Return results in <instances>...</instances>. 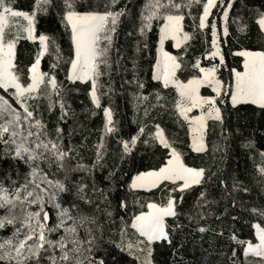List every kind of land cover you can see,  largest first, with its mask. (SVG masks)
Segmentation results:
<instances>
[{"label":"trees","instance_id":"trees-1","mask_svg":"<svg viewBox=\"0 0 264 264\" xmlns=\"http://www.w3.org/2000/svg\"><path fill=\"white\" fill-rule=\"evenodd\" d=\"M206 1L175 0L181 8L160 9L151 27L141 32L151 0H118L116 3L75 0L78 12L123 10L124 13L113 34L108 66L100 65L103 75L98 79L100 106L97 107L91 97V82L69 79L75 48L71 27L65 19L69 10L67 0H50L48 5H42L45 11H38L37 0H13L14 10L36 13L35 35L50 38L48 51L41 57L40 71L56 77L58 91L42 86L39 96L30 101V110L46 125L48 138L56 139V130L62 129L60 142L63 150L69 152L67 173L55 163L39 165L49 179L63 182L68 189L57 195V203L69 209L73 216L82 214L96 218V225H85L77 230L78 239L84 242L78 256L82 262L88 261L85 264H98L100 260L104 264H142L149 248L152 264H251V260H257L246 256V243L238 241L257 243L254 225L264 227V215H261L264 212V173L260 171L264 168V107L250 102L233 105L229 95L232 70L243 69V57L236 52H264V33L258 23L264 13V0H218L217 6L211 9L206 23L216 25L223 62L209 56L211 27H198ZM161 2L167 4L168 0ZM226 10L227 35H222L221 16ZM168 14L183 15L182 29L189 34V39L179 47H174L171 39L164 44L165 50L181 65L176 77L185 82L200 76V68L215 65L218 79L229 89L216 101L222 120L209 119L206 123L202 152L190 147L189 124L176 108L177 91L172 86L164 87L152 75L160 27ZM13 32L14 28L8 35ZM39 51L40 42L26 39L24 34L17 41L15 64L24 81H29V69ZM197 61L199 68L194 67ZM201 95L211 97L213 92L203 86ZM107 108L113 114L111 132L106 131ZM157 126L181 153L185 166L204 170L200 185L183 192L167 181L151 189L130 187L135 175L158 170L170 158V148H165L155 138ZM133 138H136L135 145L131 143ZM125 142L129 151L125 150ZM33 166L14 158V152L7 151V146L0 143V184L4 187L14 190L24 184L26 178H31ZM82 184L87 186L85 191L92 203L78 197L77 188ZM55 191L54 188L49 190ZM170 198L175 199L177 212L175 217L166 218L171 243L156 241L149 245L131 227L133 220L147 211L148 203L164 207ZM122 202L126 207L121 206ZM25 210L29 211L27 204H17L11 213L0 209V218L9 215L17 218L16 224L0 229V237L13 235ZM46 211L48 226L54 227L59 223V210L47 203ZM67 223L71 225L73 221ZM87 227L93 229L91 234L86 232ZM200 228L206 230L201 232ZM64 235L61 228L48 238L58 240ZM92 236L95 242L87 243ZM129 244L133 246L131 250ZM72 247L69 243L68 248ZM57 250L49 252L57 256ZM45 254L40 264H47ZM0 264L6 262L0 261Z\"/></svg>","mask_w":264,"mask_h":264},{"label":"snow or ice","instance_id":"snow-or-ice-1","mask_svg":"<svg viewBox=\"0 0 264 264\" xmlns=\"http://www.w3.org/2000/svg\"><path fill=\"white\" fill-rule=\"evenodd\" d=\"M113 3L118 0H112ZM218 0H207L203 7V15L200 18L198 27L203 29L211 27L212 30V45L216 51L211 53V57L215 58L220 56L223 62V56L220 55L217 46V32L216 25H208L206 23L211 14V9L217 6ZM13 0H0V89L8 92L12 89L11 95L20 104L22 111L13 107L12 104L4 97L0 96V143L7 146V151L14 152V158L23 160L31 167L30 179L26 178L25 183L10 190L0 184V209H7L9 213L17 206V204L37 205L38 211L25 210V215L20 221V227L16 228L13 237L5 239L0 242V261L6 264H40L43 259V254L48 253L50 250L55 252L59 249V257L49 255L48 259L50 264H83L79 259L78 254L81 253V245L84 243L77 237L78 227L85 225H96L97 221L94 216L78 215L73 216L71 211L62 208L57 203L56 197L61 192H66L68 189L65 184L59 180L53 181L48 178L47 173L39 167L41 162H46L51 166L56 164L57 168L64 170L67 173L70 169L67 166L66 160L69 157V152L63 150L60 142V133L62 129L56 130V139L48 138L46 125L38 118L34 117L33 111L29 110L28 100L36 99L42 86L47 89L49 86L52 90L58 91L56 77L49 76L47 73L41 72L40 58L48 51L49 37L46 35H35L36 13L31 14L14 10L11 6ZM50 0H37L38 11H45L46 8L42 5H48ZM68 11L66 13L67 24L71 27L72 39L75 43V59L71 61V75L69 79L76 81H91V97L97 107L100 106V99L97 95L98 92V79L103 73L100 71V65L108 66V53L112 45L113 34L116 32L119 18L124 14L123 10L120 11H105L104 13L98 12H78L75 10V0H67ZM173 7L176 9L181 8L179 3L175 0H168L167 4L161 0H151L148 5V14L145 17V25L141 28V32H145L151 27L153 19L160 15V9ZM231 7V4L228 5ZM224 19L227 20L228 12L223 13ZM166 23L160 29V59L157 61L156 75L154 79L163 80L164 87L169 84H174L179 90L181 101L177 103L180 115L185 120L189 121L191 131L193 133L191 147L196 152L204 151V132L208 119L222 120L221 110L216 106V98L214 97H201L199 89L201 86L207 84L213 87L217 97L221 95L223 88L222 82L216 78V67L200 68L204 74L202 78H194L187 82L181 83L175 78L176 71L181 67L177 63V58L163 51V44L165 39L170 36L176 39L177 33L182 32L181 22L184 20L183 15L168 14L164 16ZM24 21L21 23L20 21ZM259 25L264 28V13L258 21ZM15 32L8 35L11 29ZM8 30V32H6ZM244 31V28L240 29ZM29 40L39 39L42 46L35 59V62L29 69V81L27 84L21 83V76L18 74L17 65L15 64V48L17 41L21 35ZM224 34L227 35V27L224 29ZM7 37V38H6ZM184 40L189 39L188 33H183ZM103 45V46H102ZM176 46H180V41L177 39ZM240 55L244 56V71L235 73V91L231 95V103L236 105L238 103L258 104L264 107V52H241ZM55 67V65H53ZM194 67L199 68V61ZM143 87L142 84L139 85ZM110 90V89H109ZM187 101L190 107L184 106V101ZM205 105L207 108L205 109ZM61 109L64 104L61 103ZM192 108H199L200 115L194 116L189 120L188 112ZM111 109H105V116L107 118L106 131L111 132L112 120ZM143 131V130H141ZM7 135V139L5 136ZM155 138L165 148L171 149V159L167 164L160 168L158 171H151L141 173L135 177L131 184L132 189L137 188H155L164 181L177 182L182 181L179 190L183 192L190 189L194 185H200L204 179L203 169H194L184 165L181 153L172 147V144L165 137L163 130L157 126ZM135 145L136 138L131 141ZM125 150L129 151L128 143L125 142ZM99 159V157H98ZM83 168V165H78ZM89 171H91L89 169ZM260 171L264 173V168ZM15 184V181H13ZM48 187H42V185ZM86 185H80L77 188L78 197L85 203H92L88 198L85 191ZM49 188H54L55 192H49ZM203 196V193L201 194ZM45 197L47 203L59 210V223L54 227L48 226L49 214L45 209ZM175 199L170 198L167 205L160 207L156 204H149L150 211L141 213L135 216L131 225L136 229L140 236L144 237L150 245L156 241H168L169 232L167 231L166 218L175 217ZM122 207L126 204L122 202ZM75 207V205H74ZM253 211H257L253 209ZM110 216L111 213H108ZM264 215V212L261 213ZM73 223L67 227V221ZM17 223L15 216H4L0 218V229L6 225H14ZM99 227V225H97ZM63 228L65 235L58 240L49 239V234ZM258 243L252 244L251 242L238 241L239 243H246L245 255L252 254L257 257L264 258V227L259 224L256 225ZM26 230V231H25ZM86 232L91 234L93 229L87 227ZM206 229L200 228L199 231L203 232ZM21 235L23 238L21 239ZM235 239V237H233ZM32 241V243H29ZM95 237L92 236L87 243L93 244ZM144 241H141L143 243ZM71 243L73 247L68 248ZM133 246L128 245L131 250ZM151 248L148 249V255L151 256ZM98 264H104L103 260L98 261ZM145 264H151L148 260Z\"/></svg>","mask_w":264,"mask_h":264},{"label":"rangeland","instance_id":"rangeland-1","mask_svg":"<svg viewBox=\"0 0 264 264\" xmlns=\"http://www.w3.org/2000/svg\"><path fill=\"white\" fill-rule=\"evenodd\" d=\"M206 3H207V1H206ZM227 11V10H226ZM81 13H83V12H81ZM99 13V12H98ZM29 14H31V13H29ZM202 15H203V13H202ZM202 15H201V17H202ZM261 18V16L259 17V19ZM259 19H258V21H259ZM21 23H24V21H20ZM166 23V20L164 19V22H163V24L161 25V27H160V29L164 26V24ZM225 27H226V20L224 19V16L222 15L221 16V34L222 35H225L224 34V29H225ZM261 27V26H260ZM261 29H262V31H263V33H264V28H262L261 27ZM14 32H15V29H14ZM13 32V33H14ZM216 32H217V30H216ZM183 33H186V32H184V30L182 29V32H180V33H177V36H176V39H173L171 36L169 37V38H167V39H171L172 40V43H173V45H174V47H177L176 46V43H177V39L180 41V46L186 41V40H184V37H183ZM160 35H161V32H160V34H159V40H158V43H157V49H156V62H155V64H154V66H153V71H152V75H153V78L155 77V75H156V68H155V65H156V63H157V61L160 59V55H161V53H160V49H161V45H160ZM167 39H165V41L167 40ZM37 41H39V39L37 38L36 39ZM35 40V41H36ZM212 40H213V36H212ZM216 40H217V46H218V48H219V52H220V55H221V49H220V46H219V42H218V32H217V36H216ZM165 41H164V44H165ZM73 43H74V41H73ZM164 44H163V51L164 52H167L166 50H165V48H164ZM211 44H212V42H211ZM74 48H75V43H74ZM40 51H42V46H41V44H40ZM39 51V52H40ZM214 51H216V49L213 47V45H212V51H211V53L212 52H214ZM245 51H248V52H262V51H249V50H240V51H237L236 52V54H239V53H241V52H245ZM167 53H169V52H167ZM211 53H209V56H211ZM170 55H172V56H174L173 54H171V53H169ZM240 55V54H239ZM242 56V55H241ZM219 60H220V56L218 55V56H216ZM243 57V69H242V71H237V70H232V78H231V86H230V95H229V101H230V103H231V95L234 93V91H235V73L236 72H243L244 71V62H245V57L244 56H242ZM74 59H75V56H74ZM40 60H41V58H40ZM177 63H178V60H177ZM40 64H41V62H40ZM211 67H215V65H213V66H209V67H206V68H211ZM40 70V69H39ZM71 71H72V69L70 68V75H71ZM177 72V71H176ZM217 72V71H216ZM20 76H21V83L22 84H27L28 82H30V81H24L23 80V77H22V74H19ZM203 73L200 71V76H198V77H192V78H190V79H188L187 81H185V82H183V81H180L176 76H175V78L177 79V80H179L181 83H184V84H187V82L189 81V80H191V79H194V78H202L203 77ZM216 75V78L218 79V76H217V73L215 74ZM219 80V79H218ZM88 81H90V80H88ZM162 84H163V80H159ZM221 81V80H220ZM91 82V81H90ZM222 82V81H221ZM164 85V84H163ZM222 85H223V88H222V91H221V95L219 96V97H217V95H216V92L214 91V89H213V87H210V86H208L207 84H205V85H203V86H206V87H208L212 92H213V96H211V97H214V98H216V101H217V99H219V98H221V96H222V93H225L227 90H229L228 89V87H225L224 86V84L222 83ZM169 86H172L176 91H177V93H178V95H179V100H178V102L179 101H181V97H180V94H179V90L175 87V85L174 84H169ZM203 86H201L200 87V89H199V95L201 96V97H210V96H202L201 95V88L203 87ZM13 90L12 89H9L8 90V92H4V90L3 89H0V96H4L11 104H12V106L13 107H15V108H17L18 110H21L22 111V108H21V106H20V104L16 101V99L11 95V92H12ZM30 101L31 100H28L27 101V103H28V105H29V110H30ZM177 102V103H178ZM251 103V102H250ZM232 104V103H231ZM255 105H257V106H260V105H258V104H255ZM184 106L185 107H190V105L188 104V102L185 100L184 101ZM216 106H217V103H216ZM218 107V106H217ZM176 108H177V104H176ZM207 108V105H205V109ZM108 109V108H107ZM177 111H178V113L180 114V112H179V109L177 108ZM198 115H200V109L199 108H192V110L190 111V112H188V117H189V120L192 118V117H194V116H198ZM183 119H184V117L183 116H181ZM211 119V118H210ZM185 120V119H184ZM209 120V119H208ZM207 120V121H208ZM187 122H188V124H189V121L188 120H186ZM108 126V125H107ZM160 129V128H159ZM156 132H157V128H156V130H155V134H156ZM192 136H193V133H192V131H191V127H190V124H189V144H190V147H191V143H192ZM204 138H205V132H204ZM204 142V141H203ZM192 148V147H191ZM204 149H205V143H204ZM170 154H171V149H170ZM169 159H171V155H170V158ZM168 159V160H169ZM167 164V163H166ZM165 164V165H166ZM164 165V166H165ZM164 166H162V167H164ZM161 167V168H162ZM159 170V169H158ZM158 170H151V171H158ZM197 170H199V169H197ZM151 171H147V172H151ZM147 172H142V173H147ZM139 174H141V173H139ZM139 174H137V175H139ZM137 175H135V177L137 176ZM135 177L133 178V180L135 179ZM167 182H169V183H171V184H176L178 187V189L180 188V185L182 184V181H177V182H171V181H167ZM42 187H48V185H42ZM139 189H147V188H139ZM49 190L51 191V188H49ZM46 204H47V202H46V197H45V209H46ZM149 204H156V203H152V202H150V203H148V205ZM148 205H147V211L146 212H148V211H150V209L148 208ZM156 205H158V204H156ZM158 206H160V205H158ZM29 207V206H28ZM160 207H162V206H160ZM39 210V208H38V206L37 205H31L30 207H29V211H38ZM59 212V211H58ZM146 212H143V213H146ZM141 214V213H140ZM140 214H138V215H140ZM134 221V220H133ZM68 222V221H67ZM67 225L69 226V223H67ZM256 225L257 224H255L254 225V228H255V234L257 233V228H256ZM20 227V226H19ZM16 228H18V227H16ZM16 228L13 230V234H14V232H15V230H16ZM136 230V229H135ZM26 231V230H25ZM136 232H137V234L140 236V234H139V232L136 230ZM11 237H13V235L11 236ZM11 237H9V238H11ZM142 237V236H141ZM256 237H257V235H256ZM21 239L23 238V236L21 235V237H20ZM143 238V240L144 241H146L145 240V238L144 237H142ZM5 239H7V238H3V237H0V242H3ZM257 239H258V237H257ZM259 242V241H258ZM29 243H32V241H29ZM247 248V245H246V247H245V249ZM145 250V249H144ZM58 252H59V254H57V257H59V255H60V251H59V249L57 250ZM144 252V251H143ZM46 255V258H44V261H46L45 263H49L50 261H49V259H48V257H49V255H52V253H50V252H48V253H46L45 254ZM249 256L251 257H256V262H253V260H251V264H264V258H262V257H257V256H254V255H252V254H249ZM148 260H150V258H149V256H148V254L146 253L144 256H143V261H142V264H145V262L146 261H148ZM151 261V260H150ZM88 261H86V262H83V264H85V263H87ZM30 264H34V261L31 263L30 262ZM50 264V263H49ZM152 264V263H151Z\"/></svg>","mask_w":264,"mask_h":264}]
</instances>
